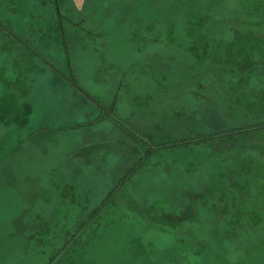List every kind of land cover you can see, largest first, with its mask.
Masks as SVG:
<instances>
[{"label": "rangeland", "instance_id": "rangeland-1", "mask_svg": "<svg viewBox=\"0 0 264 264\" xmlns=\"http://www.w3.org/2000/svg\"><path fill=\"white\" fill-rule=\"evenodd\" d=\"M176 2L84 0L77 8L73 0H0V264H48L66 244L75 247L54 264H264V253L224 233L232 226L220 198L228 187L221 157L235 155L225 145L161 150L72 240L145 155L134 130L163 142L242 123L222 88L243 74L193 57ZM213 2L202 32L230 42L249 1ZM13 33L72 71L133 131L109 117L73 128L103 108L28 58ZM15 61L29 77L20 82L25 94L13 87Z\"/></svg>", "mask_w": 264, "mask_h": 264}, {"label": "trees", "instance_id": "trees-1", "mask_svg": "<svg viewBox=\"0 0 264 264\" xmlns=\"http://www.w3.org/2000/svg\"><path fill=\"white\" fill-rule=\"evenodd\" d=\"M247 1H249L248 4H244L242 9L247 19L237 21L240 26L232 28L235 38L230 42L212 40L202 32L210 21V12L214 7L213 0H178L176 2L175 8L184 12L188 19L187 36L192 40V46L189 49L193 53V57L201 63L209 62L221 67L222 73L243 74L238 83L226 82L222 88L224 95H227V104L242 116V123L216 132L195 133L190 137L170 138L163 142L151 141L146 135L128 128L124 121L114 115L113 107L111 109L104 108L100 101L79 87L72 71L69 75L62 72L46 56L36 50L31 40L14 33L10 35L13 42L18 44L20 49L28 55V58H36L49 66L76 91L82 92L93 103L103 108V114L96 121L76 125L73 128H83L109 117L119 125L132 130L142 143L147 144L145 155L138 165L123 177L98 210L90 215L89 221L78 229L73 241L82 237L88 225L95 222L100 212L115 200L128 182L144 169L148 160L161 150L203 149L215 145H225L229 148L227 152L235 155L234 158L221 157L226 177H228V187H226L227 195H220L221 199L226 198L227 200L224 202L220 199L219 202H224L223 212L227 215V224L232 226L224 230V233L233 235L234 238H243L246 245L249 244L254 248V252L264 253V0ZM64 21L66 18L61 16L59 27L67 48ZM0 25L5 27L1 22ZM28 58L26 65H29ZM13 66L17 74V81L13 87L17 92L25 94L26 91L20 89V82L22 78L28 79L29 77L26 71L21 73L19 70L17 71L16 61ZM224 152L221 151V153ZM206 194L210 195L212 191H208ZM255 236L262 239V243L253 241ZM74 247L70 244L64 245L48 264H54L60 256Z\"/></svg>", "mask_w": 264, "mask_h": 264}, {"label": "crops", "instance_id": "crops-1", "mask_svg": "<svg viewBox=\"0 0 264 264\" xmlns=\"http://www.w3.org/2000/svg\"><path fill=\"white\" fill-rule=\"evenodd\" d=\"M84 0H73L74 4L77 6V8H81L83 5Z\"/></svg>", "mask_w": 264, "mask_h": 264}]
</instances>
